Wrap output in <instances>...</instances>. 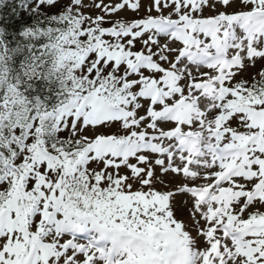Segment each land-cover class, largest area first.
<instances>
[{
	"label": "snow or ice",
	"instance_id": "1",
	"mask_svg": "<svg viewBox=\"0 0 264 264\" xmlns=\"http://www.w3.org/2000/svg\"><path fill=\"white\" fill-rule=\"evenodd\" d=\"M0 264H264V0H0Z\"/></svg>",
	"mask_w": 264,
	"mask_h": 264
}]
</instances>
